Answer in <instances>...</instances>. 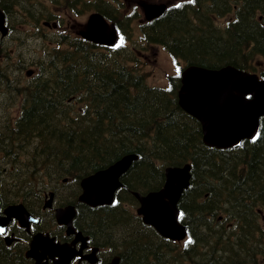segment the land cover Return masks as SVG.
<instances>
[{"label":"trees","instance_id":"1","mask_svg":"<svg viewBox=\"0 0 264 264\" xmlns=\"http://www.w3.org/2000/svg\"><path fill=\"white\" fill-rule=\"evenodd\" d=\"M61 3L77 13L95 9L111 20L121 15L109 0ZM0 7L10 25L9 35L18 23L36 29L48 12L33 6V0H0ZM257 12L264 15V0H194L170 7L143 25L144 39L146 44L163 45L187 64L245 67L243 50L248 44L250 51L264 54V26L255 20ZM212 13L233 14L225 35L209 26ZM120 31L129 39V33ZM37 34L46 40L35 30L33 36ZM50 36L58 40L43 46L38 58L46 61L37 65L38 71L24 86L13 78L25 66L23 60L9 58L3 63L0 58L2 200H18L43 176L78 180L123 154L135 153L137 158L123 176L124 192L133 200L129 189L140 193L158 189L166 165L190 162L189 185L177 204L178 218L187 229L184 240L167 239L144 224L129 206H122L120 191L115 203L103 210L125 212L110 215L96 235L114 236L123 250L128 249L124 264H264V116L257 135L238 146L203 144L199 124L177 104L176 88L160 92L135 73L140 46L124 42L101 46L64 30ZM3 49L0 46V54L9 57ZM43 62L46 65H40ZM19 92L21 111L12 118L6 108ZM20 155L25 163L38 164L18 172L23 164L17 161ZM1 252L0 264H32L25 257Z\"/></svg>","mask_w":264,"mask_h":264},{"label":"water","instance_id":"2","mask_svg":"<svg viewBox=\"0 0 264 264\" xmlns=\"http://www.w3.org/2000/svg\"><path fill=\"white\" fill-rule=\"evenodd\" d=\"M144 9L149 18L162 12L164 4H144ZM4 21V12L0 8L1 36L8 30ZM79 34L90 41L108 45L113 44L117 36L113 24H108L98 12L88 15ZM27 74H30V70ZM246 94H250L252 98H247ZM177 103L200 120L202 141L205 144L218 148L236 146L242 139L254 135L259 116L264 114V79L259 80L255 74L230 65L218 69L189 65L182 72ZM136 158L135 153L124 154L107 167L82 177V190L78 200L90 206L110 204L115 190L122 185L121 175ZM190 166L189 162L168 165L164 168V182L159 189L145 193L132 192L139 203L136 213L144 223L152 226L163 237L182 240L187 235L186 226L178 219L177 203L189 184ZM20 205L17 204L16 207ZM44 206H50L49 199ZM16 207L9 206L5 209L7 217L0 216L2 225L9 220V215L17 214ZM25 213H19L18 217L23 218ZM61 213L72 214L73 206L55 208L57 219ZM34 242L33 237L26 256L34 258L35 264H46L39 262L41 255L36 253ZM46 247L47 245H43V253ZM111 264L117 262L113 261Z\"/></svg>","mask_w":264,"mask_h":264},{"label":"flooded vegetation","instance_id":"3","mask_svg":"<svg viewBox=\"0 0 264 264\" xmlns=\"http://www.w3.org/2000/svg\"><path fill=\"white\" fill-rule=\"evenodd\" d=\"M144 1L141 0L138 3L142 4ZM200 11H202V8H200ZM258 17L259 20L256 19V21L259 25L264 26V15L261 14ZM45 21L40 24V27L46 31L52 34L62 31L61 29L55 31L53 29L55 24ZM6 24L10 31V25L7 21ZM57 26H59V22H56ZM2 39L0 37V40ZM246 48L247 51H250L251 44H248ZM261 56L264 60V54ZM247 59H249L248 56L244 55L243 64ZM253 68L257 69L255 65ZM257 74V77L264 78V73ZM128 169L120 177L122 182L123 176ZM63 182L68 184V196L60 192ZM123 186L115 191V200L119 191L125 196ZM72 196L73 199L68 200ZM47 199L50 200V206L44 207ZM79 202L77 194H75V188L66 178H62L60 181L54 179L48 184L36 185L34 188L29 189L27 193H23L15 201L5 202L2 200L0 191V216L7 217L5 213L7 207L13 206L15 208L17 204H21L15 209L17 214L9 215V220L4 225L0 223L1 254L3 256H20V259L25 257L32 264H35V259L25 254L31 248H29V244L34 237L35 251L41 255L40 263L111 264L113 261H116L117 264H124L126 257L130 254L128 249L123 250L114 236L101 237L96 234L109 219L110 215L117 217L118 214L125 211L114 209L103 210V207L110 204L82 207L84 204ZM126 202H129V200L124 201L125 204ZM67 203L72 204L73 213H61L59 219H57L55 208H63ZM125 207L127 206L124 205ZM132 211L138 215L135 212V207ZM22 212L26 213L23 218H19L18 214ZM94 224H98L99 227L94 229ZM43 245H47L44 253L42 252Z\"/></svg>","mask_w":264,"mask_h":264},{"label":"rangeland","instance_id":"4","mask_svg":"<svg viewBox=\"0 0 264 264\" xmlns=\"http://www.w3.org/2000/svg\"><path fill=\"white\" fill-rule=\"evenodd\" d=\"M65 2V0H63ZM116 6H122L125 7L122 9L123 12L129 13L136 4L141 0H111ZM148 2H167L168 4H172L174 2L180 1V0H145ZM33 6H43L45 9L48 10L46 13V16H48L51 12L54 13L55 17L52 19L54 22H59V26L57 29H63L64 31H67L70 33V35H77V30L82 26L84 21L86 20V12H75L74 10L69 9L67 6H63L61 3V0H33ZM137 12H139L140 16L133 20V23L131 24L132 30L130 31V39L127 40V45L129 47L135 48V46L142 47L143 45H146V42L143 41V36L140 35L139 28H138V21L142 17V13L139 8L135 9ZM261 12H257L255 14V20ZM218 22L223 25L225 24V18H221L219 15L217 16ZM210 27H214L215 29L220 30V28L217 25H214L210 22ZM13 33L8 35L7 37H4L2 40H0V46L4 47V51H8L9 57L0 54V58L2 59V62H8L9 58H13V61L18 60L21 58L25 64V66L19 71L14 72L13 78H15L18 82L16 85L24 86L27 84V82L30 80V78L24 77V69H35V73L38 71L37 65L42 62L46 61L43 59H39L38 56H40L43 46H51V44L46 45V40L49 42H55L58 40V37H48L46 36V40H43L42 38L38 36H33L36 29H33L30 24H15V27L13 28ZM22 31H28L29 35L25 36L24 32ZM45 32H48L44 29ZM31 34V35H30ZM141 49V48H140ZM139 56L137 61L134 62L135 67V73L142 74L143 78L141 77V81L144 80V84L147 87L152 88H160V92H165L166 86L168 84V76L175 72V74L178 73V67L179 65H182L180 62L178 64L174 63V60L171 58V56L168 54V52L160 45H146L142 52H139ZM263 57L260 54L255 53L254 51L251 52V58L247 59L244 64L246 66H256L255 72L257 73H264V60ZM40 65H46V63H41ZM132 66V64H131ZM136 75V74H135ZM137 76V75H136ZM5 88V87H4ZM1 89V88H0ZM3 91H0V94H2ZM22 93L17 94V98L12 102L6 110H8L12 116V118L16 117L22 107ZM69 104H64V106H68ZM74 104L72 106V112H74L75 108ZM10 107V108H9ZM9 108V109H8ZM45 147L41 145V149H44ZM17 161L22 162V166L19 168L18 172L23 171L27 167L31 166L32 164H38L37 162L31 163H25L22 155L19 156V159ZM19 165H13L10 167V173L14 172L15 167ZM17 172V173H18ZM5 177H7V171L4 172ZM9 179L10 175L8 173ZM43 176V175H42ZM62 177V176H61ZM61 177H58L57 175H51V180H60ZM45 179V177L43 176ZM6 179V180H9ZM37 181V179H36ZM43 182V180H41ZM23 184V183H22ZM29 191L26 190L27 193ZM60 192L64 193L66 196H68V184L63 183ZM125 196L127 197V193H125ZM68 199H71L70 197ZM129 202L127 204H132L134 207L136 204H133L130 198H128ZM132 202V203H131ZM132 205H129V208L131 210L134 209ZM121 207V206H120ZM122 208V207H121ZM114 210H122V209H114Z\"/></svg>","mask_w":264,"mask_h":264},{"label":"bare ground","instance_id":"5","mask_svg":"<svg viewBox=\"0 0 264 264\" xmlns=\"http://www.w3.org/2000/svg\"><path fill=\"white\" fill-rule=\"evenodd\" d=\"M202 166V165H201ZM218 206V205H217ZM249 224V223H248ZM249 226V225H248ZM260 227V226H259Z\"/></svg>","mask_w":264,"mask_h":264},{"label":"snow or ice","instance_id":"6","mask_svg":"<svg viewBox=\"0 0 264 264\" xmlns=\"http://www.w3.org/2000/svg\"><path fill=\"white\" fill-rule=\"evenodd\" d=\"M189 242H191V241H189Z\"/></svg>","mask_w":264,"mask_h":264}]
</instances>
